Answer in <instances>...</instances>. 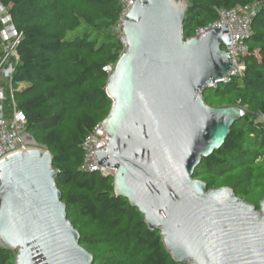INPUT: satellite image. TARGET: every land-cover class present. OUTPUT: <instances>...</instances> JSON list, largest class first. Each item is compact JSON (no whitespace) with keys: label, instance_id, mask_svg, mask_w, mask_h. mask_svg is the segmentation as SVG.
Segmentation results:
<instances>
[{"label":"water","instance_id":"1","mask_svg":"<svg viewBox=\"0 0 264 264\" xmlns=\"http://www.w3.org/2000/svg\"><path fill=\"white\" fill-rule=\"evenodd\" d=\"M189 0H137L125 14V50L109 75L111 133L93 152L117 196L129 199L166 250L186 264H264V198L257 208L195 169L226 142L240 107L207 105L202 91L232 64L228 25L185 39ZM52 153L24 145L0 158V246L15 264H93L68 219Z\"/></svg>","mask_w":264,"mask_h":264},{"label":"trees","instance_id":"2","mask_svg":"<svg viewBox=\"0 0 264 264\" xmlns=\"http://www.w3.org/2000/svg\"><path fill=\"white\" fill-rule=\"evenodd\" d=\"M183 35L219 20V9L259 3L246 42L245 74L202 91L214 107L246 106L226 142L204 157L193 176L208 190L222 186L257 208L264 198V0H189ZM21 40L11 80L17 108L26 115L25 130L53 156L56 181L68 219L81 233L80 244L93 264H186L164 247L159 230L128 198L117 196L114 178L80 169L83 140L110 113L109 73L125 50L116 26L120 0H0ZM84 25L81 34L69 32ZM3 24H0V30ZM1 43V40H0ZM17 252L0 246V264H15Z\"/></svg>","mask_w":264,"mask_h":264},{"label":"built area","instance_id":"3","mask_svg":"<svg viewBox=\"0 0 264 264\" xmlns=\"http://www.w3.org/2000/svg\"><path fill=\"white\" fill-rule=\"evenodd\" d=\"M136 1L120 0L122 11L116 26V31L120 37L123 35L125 14ZM258 9V2L236 5L230 9H219V20L209 25V27H202L196 31L195 37H198L221 23L228 25L231 43L227 48L232 54V64L228 74L224 78L213 82L212 87L221 83H228L236 77L241 78L244 76L246 70L244 57L249 52L246 40L251 35V25ZM0 24H3L0 30V158L24 145L40 146L47 151L48 149L45 146L39 145L25 130L26 115L24 111L17 108L15 102L11 80L19 61L17 46L21 40V33L17 31L10 14L1 3ZM115 65L116 63L106 64L103 71L108 72L110 75L113 73ZM239 107L240 116L243 117L248 110V105ZM258 120L264 122V113H258ZM103 122L104 120L98 123L82 142L84 150L83 163L80 167L82 171H99L103 175L105 173L106 167L100 165L93 154V152L105 149L108 140L112 136L111 133L105 131ZM107 175L113 176L111 173Z\"/></svg>","mask_w":264,"mask_h":264},{"label":"rangeland","instance_id":"4","mask_svg":"<svg viewBox=\"0 0 264 264\" xmlns=\"http://www.w3.org/2000/svg\"><path fill=\"white\" fill-rule=\"evenodd\" d=\"M84 28H85V26L82 25V26H80L79 28H77L76 30L70 31L68 35H69V36H74V35H76V34H81V33L83 32ZM209 89H210V88H208V89H206V90H209Z\"/></svg>","mask_w":264,"mask_h":264}]
</instances>
